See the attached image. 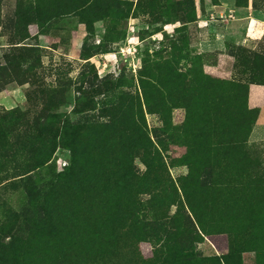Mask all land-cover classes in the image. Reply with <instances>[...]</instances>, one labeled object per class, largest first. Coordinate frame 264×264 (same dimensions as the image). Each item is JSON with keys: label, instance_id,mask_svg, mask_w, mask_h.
<instances>
[{"label": "rangeland", "instance_id": "rangeland-1", "mask_svg": "<svg viewBox=\"0 0 264 264\" xmlns=\"http://www.w3.org/2000/svg\"><path fill=\"white\" fill-rule=\"evenodd\" d=\"M261 15L0 0V264H264Z\"/></svg>", "mask_w": 264, "mask_h": 264}, {"label": "crops", "instance_id": "crops-1", "mask_svg": "<svg viewBox=\"0 0 264 264\" xmlns=\"http://www.w3.org/2000/svg\"><path fill=\"white\" fill-rule=\"evenodd\" d=\"M250 21H247V24L250 26L251 24V20H257V21H263L264 22V15H261V16H257L255 17V19H249ZM233 30L234 31H237L240 33V31L242 30L243 26H233ZM220 37H218L219 40H216L214 41L215 45L216 46H219V47H225V42L227 40V38H231V35H229L227 32L224 33V34H219ZM218 35V36H219ZM233 36H238V34H235ZM232 36V37H233ZM221 39V40H220ZM252 134L255 135V136H264V107L261 109V112H260V117L258 119V122L255 124L253 130H252Z\"/></svg>", "mask_w": 264, "mask_h": 264}, {"label": "trees", "instance_id": "trees-1", "mask_svg": "<svg viewBox=\"0 0 264 264\" xmlns=\"http://www.w3.org/2000/svg\"><path fill=\"white\" fill-rule=\"evenodd\" d=\"M193 216H195V219H196V215L195 214H193ZM198 224V223H197ZM116 244V246H117V249H118V247L120 248V246H118V244L117 243H115ZM238 248H239V246L237 245L236 247H235V249L231 252V256H235L236 254H238L237 252H238ZM121 253L122 252H119V249L117 250V252H116V254H114L115 255V258H117V256L119 257L120 255H121ZM120 254V255H119ZM123 255H125V254H123ZM101 257H103L102 255H101ZM106 257H108V254H106ZM100 258V256H98L97 255V260ZM230 258V257H229ZM225 260H228V258H226Z\"/></svg>", "mask_w": 264, "mask_h": 264}, {"label": "built area", "instance_id": "built-area-1", "mask_svg": "<svg viewBox=\"0 0 264 264\" xmlns=\"http://www.w3.org/2000/svg\"><path fill=\"white\" fill-rule=\"evenodd\" d=\"M232 14H233L232 11H230L229 14H227L226 16L220 13V15H219L218 17H219L220 19H222V18L233 19L234 17H233Z\"/></svg>", "mask_w": 264, "mask_h": 264}]
</instances>
